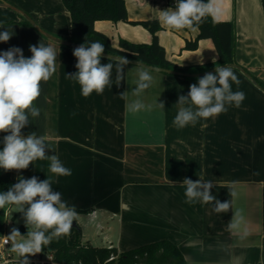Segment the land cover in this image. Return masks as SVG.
<instances>
[{
    "label": "crops",
    "instance_id": "0c3cea01",
    "mask_svg": "<svg viewBox=\"0 0 264 264\" xmlns=\"http://www.w3.org/2000/svg\"><path fill=\"white\" fill-rule=\"evenodd\" d=\"M2 1L18 7L15 0H0V31L13 33L8 42H0V52L19 47L25 57H31L29 46H38L39 42L57 50V70L47 82H41V95L34 101L40 116L30 117L22 134L46 136L51 149L47 155H57L72 173L57 176L49 170L50 160L37 159L26 170H12V177H51L53 190L59 191L68 205H75L82 239L95 246L116 247L123 252L167 239L179 248L187 264H264V163L258 160L254 165L248 158L250 102L245 99L240 107L227 106V111L218 116L199 119L197 126L177 128L168 112L169 93L187 95L198 78L182 76L169 81L154 77L150 94L145 90L140 99L147 105L153 87H161L164 109L132 113L126 105L135 97L129 94L125 99L121 93L135 87L130 82L137 78V64L125 66L124 81L117 86L115 62L106 56L101 57V63H113L112 85L102 94L93 92L84 97L79 83L68 76L77 71L75 48L55 43L26 24L21 13H8ZM46 4L47 14L53 19L52 28L46 31L68 40L71 17L63 1L47 0ZM53 5L61 16L54 18L53 11L49 12ZM126 7L129 21H141L158 19L160 11L174 9L175 3L126 0ZM218 7L216 20L232 21L235 26L236 63L264 80L263 0H218ZM129 21L98 20L95 28L109 35L114 46H118L119 38L138 43L152 41L150 31L136 30ZM160 25L159 41L170 61L203 65L218 59L211 39L200 40L195 50L183 48L187 40L197 36L196 27L170 29ZM61 28L66 29L67 36L60 34ZM208 69L201 67L192 73ZM238 79L239 85L230 81L234 92L242 91L243 82ZM260 101L253 107L264 109ZM217 118H223L224 123L218 125L221 122L217 124ZM253 127L264 141V127ZM187 134L195 136L193 141L180 136ZM4 135L0 133V141ZM184 178L211 181L212 195L221 202L230 200L232 209L216 213L214 202L187 203ZM233 191L235 197L229 195ZM236 209L243 210V220L238 229L230 231L228 223Z\"/></svg>",
    "mask_w": 264,
    "mask_h": 264
},
{
    "label": "clouds",
    "instance_id": "9594fccd",
    "mask_svg": "<svg viewBox=\"0 0 264 264\" xmlns=\"http://www.w3.org/2000/svg\"><path fill=\"white\" fill-rule=\"evenodd\" d=\"M218 0H176L175 8L160 11L159 21L170 29L192 28L202 22L206 15L211 14L214 21L219 15ZM13 36L12 31H0V42H8ZM57 43V42H55ZM58 44V43H57ZM31 57H25L23 50L12 47L0 52V133H6L0 143V169L4 171H20L28 169L37 159L50 160V172L57 176L71 175V169L65 167L57 155H47L51 150L47 137L38 136L32 132L26 137L22 129L30 124V117L40 116L41 110L34 101L41 95V82H47L56 72L58 53L51 44L30 45ZM105 47L100 41H88L76 47L73 55L77 59L75 74L68 75L78 82L81 94L90 96L93 92L102 94L106 87L112 85L113 63H101ZM115 62L116 85L124 81V68L130 63L123 55L112 57ZM214 63V61H213ZM136 79L130 82L134 85L132 91L123 92L125 99L129 94L132 99L127 110L132 113L144 109L158 108L161 111L165 105L157 100L152 104H145L140 97L145 90L154 83L151 69L137 65ZM132 69L129 71L131 72ZM240 84L231 66L224 65L215 68V73H206L198 78L196 83L189 86L187 95H179L176 102L179 109L173 120L177 128L195 125L199 119H208L227 111V106L240 107L245 99L243 91H233L230 84ZM18 182L11 185L6 192H0V209L14 206L15 212L21 213L26 235H22L18 228L13 227L10 235L4 236V242L11 243L10 250L20 258L18 264H31L30 257L41 253L54 239L69 235L73 222H78L79 213L75 205H68L62 199L59 191L52 188V179L40 180L36 176L31 178L17 177ZM186 202L194 204L214 202L216 213H227L232 209V202L219 201L211 193L213 183L202 178L193 181L184 178ZM232 197L236 193L230 192ZM242 209H236L228 223L230 231L238 229L243 220Z\"/></svg>",
    "mask_w": 264,
    "mask_h": 264
},
{
    "label": "trees",
    "instance_id": "16d2710c",
    "mask_svg": "<svg viewBox=\"0 0 264 264\" xmlns=\"http://www.w3.org/2000/svg\"><path fill=\"white\" fill-rule=\"evenodd\" d=\"M71 17L70 41L83 44L88 41H100L105 47V53L123 55L128 59L144 62L148 65L192 73L193 69L201 67L214 68L227 63H236L235 60V26L232 21L213 19L211 14L206 15L202 22L193 27L198 29L197 36L187 40L184 49L195 50L202 39H211L218 52L216 61L203 65H180L170 61L165 47L160 43L158 32L161 25L158 19L129 21L126 0H62ZM207 2V0H205ZM264 3V0H263ZM23 21L31 25L24 17ZM98 20L113 22L129 21L140 24L152 34L150 43L132 42L120 38L118 46L112 44L111 38L95 28ZM190 77V78H200ZM256 81L264 87L256 77ZM24 177V176H23ZM28 178V177H24ZM11 171L0 169V192H6L9 187L17 183ZM0 209V240L5 233L8 222V209ZM22 235L28 229L25 224L18 227ZM51 254L56 264H187L179 248L170 240L162 239L129 250L119 252L116 247L95 246L82 239L81 232L72 228L69 235L54 239L40 253ZM113 257L112 259H110Z\"/></svg>",
    "mask_w": 264,
    "mask_h": 264
},
{
    "label": "rangeland",
    "instance_id": "374dc122",
    "mask_svg": "<svg viewBox=\"0 0 264 264\" xmlns=\"http://www.w3.org/2000/svg\"><path fill=\"white\" fill-rule=\"evenodd\" d=\"M15 2H16V4H18L17 5L18 8L21 9L22 11H24L25 13H27L29 16H31L32 19H34L36 21L35 18H38V20L40 22H45L43 24H40V23H38L36 21L37 24L41 28H43V29H45L47 31L49 30V28H52L51 25L53 24V21H52L53 19H51V17L47 14V12H48L47 11L48 10L47 9L48 6L46 4L47 0H15ZM4 9L7 10L8 13H11V14H14L15 12L17 13L16 10L11 9L9 7L8 8H4ZM51 10L53 11L52 16H54V18L56 16H61L60 14H58V8H56L55 5H53V8L49 9V12ZM31 14H34V15H31ZM39 17H40V19H39ZM49 22H50V24H49ZM135 25L136 24H133L132 26H134V28H136V30H143V31L149 32V30L147 28H145L144 26H142L140 24H139V26H135ZM59 30L61 32L60 34H63L64 36H67L65 28L63 29V31H62V28L59 29ZM119 40H120V38H119ZM208 70H210V69H208ZM205 71H207V70H205ZM233 71H234V74L238 78L242 79V82H243V85L241 86L242 91L245 93V97L248 96V98H245V99H247L248 102H250V104H249L250 107L248 109L249 113H250V115H249V122H250L249 125L250 126H249V133L246 134V136L249 138V140L247 142V146H248L247 150H248V152L250 151V153L248 155V158H249L251 163L255 162L254 165H256L258 160H260L261 162L264 163V159H263V156H264V141H262L260 139L261 137H260L259 130L256 127H253V126L264 127V109L263 108L259 109L257 107H253V106H255L254 103L257 102V101L262 100L260 102L264 103V93L262 91H260L251 81L249 82L247 80V77L243 73H241L239 70L233 69ZM202 72H204V71H202ZM248 72L253 77H255V75L253 73H251L250 71H248ZM194 73H196V72H194ZM152 75L155 78L167 79L169 81L182 77V76H176L174 74H167V73L157 72V71H153ZM188 78H190V77H188ZM258 80L260 82H262V84H264V80H261L259 78H258ZM146 92H147V94H150L149 89H147ZM146 92H145V94H146ZM152 94H153V96H151V97H149L150 95L147 96L148 97L147 101H146L147 104H152L156 100H157L158 103L163 101L161 87H153ZM163 94H164V92H163ZM169 95H170V97H169V99L167 101V105H168V109H169L168 112H170L169 114L171 115V118H173V120H174L175 115H176V113H177V111L179 109V106H177V104H176V102L178 100V96L179 95H186V94H180L178 91H175L172 94L169 93ZM250 108L251 109H255V110H251ZM151 110L156 112V111H158L160 109L154 107ZM231 110H235V108H232ZM150 112H152V111H150ZM233 113L234 112L232 111V114ZM222 119L220 120V119L217 118V120H216L217 124L219 122H221L218 125H221L222 123H224L222 121ZM198 121H197V123H198ZM197 123L195 125L189 124L187 126H197ZM200 124H202V123H200ZM180 136L184 137L183 139H185V141H193V139L195 137L192 134L180 135ZM263 166L264 165H262L261 168H264ZM252 168L254 169V168H256V166H254ZM254 173H257V171H254ZM8 214H9V217H8L6 230H5V233H4V235L2 237L10 235V231H11V229L13 227L16 228L19 225L24 224V220L22 218V214L18 213V212H15L14 206H10L9 207ZM10 247H11V243L5 249H3L2 255H9L11 260H12V263L13 264H18V260L20 258L17 256L16 253H14V252H12L10 250ZM29 259L31 261V264H40L39 262L41 260L49 261V259L47 258V254L41 255L40 253H38V254H36L34 256H31Z\"/></svg>",
    "mask_w": 264,
    "mask_h": 264
},
{
    "label": "water",
    "instance_id": "95a60500",
    "mask_svg": "<svg viewBox=\"0 0 264 264\" xmlns=\"http://www.w3.org/2000/svg\"><path fill=\"white\" fill-rule=\"evenodd\" d=\"M2 4H4L5 6L11 8V9H14L16 10L17 12L21 13L30 23L31 25L37 29L38 31H40L42 34H44L45 36L49 37L50 39L58 42V43H61V44H64V45H68L70 47H78L80 46L81 44L80 43H76V42H73V41H70V40H66V39H63V38H60V37H57V36H54L52 34H50L49 32H47L46 30H44L43 28H41L34 19H32L31 16H29L27 13H25L24 11H22L21 9H19L18 7H16L15 5H13L12 3H9L7 1H2L1 2ZM102 56H106V57H115L116 55H113V54H109V53H103ZM130 61L131 64H137V65H140V66H143V67H148V68H151V69H157L156 71H161V72H165V73H168V74H174V75H180V76H185V77H199V76H203L205 75L206 73H215V68H212L210 70H207V71H204V72H199V73H189V72H182V71H176V70H172V69H166V68H161V67H156V66H152V65H148L144 62H140V61H136V60H132V59H128ZM224 65H228V66H231V67H234L236 69H238L239 71H241L258 89H260L261 91L264 92V87L259 84L256 79L242 66L238 65L237 63H227V64H223V65H220V66H224ZM220 66H217V67H220ZM73 228H75L76 230H78L80 232V227L78 225L77 222H73Z\"/></svg>",
    "mask_w": 264,
    "mask_h": 264
},
{
    "label": "built area",
    "instance_id": "2783aa9c",
    "mask_svg": "<svg viewBox=\"0 0 264 264\" xmlns=\"http://www.w3.org/2000/svg\"><path fill=\"white\" fill-rule=\"evenodd\" d=\"M173 1L176 4V0H173ZM9 244H10V242L8 244H6L4 242V237L1 238V240H0V264H13L9 255H2L3 249H5ZM47 258L49 259V261L41 260L39 263L40 264H56L52 260V255L51 254H47ZM112 258L113 257H111L110 259H112Z\"/></svg>",
    "mask_w": 264,
    "mask_h": 264
}]
</instances>
